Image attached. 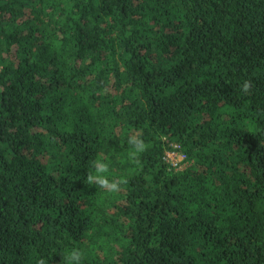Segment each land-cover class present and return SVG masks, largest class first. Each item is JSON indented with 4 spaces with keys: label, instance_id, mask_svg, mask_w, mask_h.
Returning <instances> with one entry per match:
<instances>
[{
    "label": "trees",
    "instance_id": "trees-1",
    "mask_svg": "<svg viewBox=\"0 0 264 264\" xmlns=\"http://www.w3.org/2000/svg\"><path fill=\"white\" fill-rule=\"evenodd\" d=\"M98 154L119 193L84 183ZM72 248L264 264V0H0V264Z\"/></svg>",
    "mask_w": 264,
    "mask_h": 264
},
{
    "label": "clouds",
    "instance_id": "clouds-1",
    "mask_svg": "<svg viewBox=\"0 0 264 264\" xmlns=\"http://www.w3.org/2000/svg\"><path fill=\"white\" fill-rule=\"evenodd\" d=\"M240 89L243 94H250L252 82L250 80L243 81L240 85ZM128 144L130 145V150L128 152L129 160L136 165H140L141 161L139 156L147 151L148 145L139 134H129ZM109 172V163L103 155L98 154L97 157L91 161L84 183L88 186H95L100 190L119 193L123 190V187L128 184V179L126 177L109 179ZM83 256L84 253L78 248L66 249L62 255L63 264H82ZM36 264H47V261L41 257L36 260Z\"/></svg>",
    "mask_w": 264,
    "mask_h": 264
},
{
    "label": "built area",
    "instance_id": "built-area-1",
    "mask_svg": "<svg viewBox=\"0 0 264 264\" xmlns=\"http://www.w3.org/2000/svg\"><path fill=\"white\" fill-rule=\"evenodd\" d=\"M166 161L172 165L177 171L185 170L188 167L186 158L178 153H167Z\"/></svg>",
    "mask_w": 264,
    "mask_h": 264
}]
</instances>
